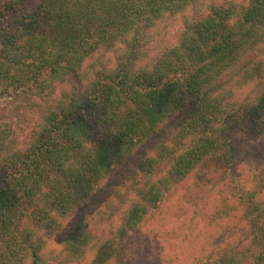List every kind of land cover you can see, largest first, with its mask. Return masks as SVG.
I'll return each instance as SVG.
<instances>
[{
  "label": "trees",
  "instance_id": "obj_1",
  "mask_svg": "<svg viewBox=\"0 0 264 264\" xmlns=\"http://www.w3.org/2000/svg\"><path fill=\"white\" fill-rule=\"evenodd\" d=\"M229 81L251 91L236 103ZM169 123L107 236L78 225L47 260L63 221ZM241 134H264V0H0V264L122 263L172 188L234 163ZM252 168L233 187L244 227L207 264H264V164Z\"/></svg>",
  "mask_w": 264,
  "mask_h": 264
},
{
  "label": "rangeland",
  "instance_id": "obj_2",
  "mask_svg": "<svg viewBox=\"0 0 264 264\" xmlns=\"http://www.w3.org/2000/svg\"><path fill=\"white\" fill-rule=\"evenodd\" d=\"M168 39L181 29V18L165 23ZM229 81L230 98L237 103L251 91L252 84L242 85ZM232 85V86H231ZM65 86V83H63ZM67 87V86H66ZM171 129L167 124L149 142L131 154L125 164L117 167L111 176L80 206L63 221V229L48 242L45 248L47 260L64 257L63 236L78 225L93 231L98 239H104L111 224L119 221L121 213L133 195L131 174L143 151H152L158 141H164ZM239 134V133H238ZM242 135V134H241ZM236 145L235 161L219 175L195 176L179 183L152 210L142 224L127 240L122 263L109 264H207L218 248L216 238L226 236L229 229L244 227L239 221L233 187L252 184V167L264 164V134L242 135ZM223 174V176H222ZM230 204L232 212L225 220H217L214 213L222 205ZM234 216V217H233ZM240 216V218H242ZM243 219V218H242ZM237 234V233H236Z\"/></svg>",
  "mask_w": 264,
  "mask_h": 264
}]
</instances>
